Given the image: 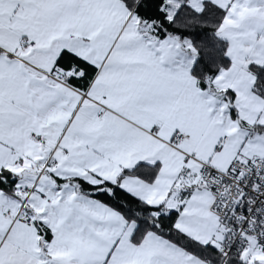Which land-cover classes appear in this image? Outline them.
Here are the masks:
<instances>
[{
  "label": "snow or ice",
  "instance_id": "snow-or-ice-1",
  "mask_svg": "<svg viewBox=\"0 0 264 264\" xmlns=\"http://www.w3.org/2000/svg\"><path fill=\"white\" fill-rule=\"evenodd\" d=\"M0 264H264V0H0Z\"/></svg>",
  "mask_w": 264,
  "mask_h": 264
}]
</instances>
